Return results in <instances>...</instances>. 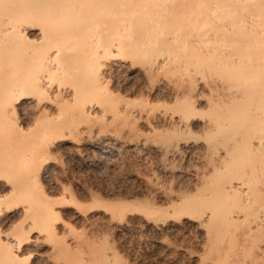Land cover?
<instances>
[{
	"label": "bare ground",
	"instance_id": "1",
	"mask_svg": "<svg viewBox=\"0 0 264 264\" xmlns=\"http://www.w3.org/2000/svg\"><path fill=\"white\" fill-rule=\"evenodd\" d=\"M93 119L113 140L148 146L149 182L172 183L166 198L179 200L170 215L123 225L158 249L186 218L207 242L201 264H264V0H0V223L33 210L29 189L55 168L53 147L105 136ZM195 129L212 137L194 140ZM19 193L16 210L2 205ZM60 224L55 203L36 208L0 236V264L37 246L24 234Z\"/></svg>",
	"mask_w": 264,
	"mask_h": 264
},
{
	"label": "rangeland",
	"instance_id": "2",
	"mask_svg": "<svg viewBox=\"0 0 264 264\" xmlns=\"http://www.w3.org/2000/svg\"><path fill=\"white\" fill-rule=\"evenodd\" d=\"M207 113V110L201 111L202 115ZM92 123L95 131L100 130L102 134L106 133L105 136L92 139L94 141L89 148L69 143L65 144L66 149L63 145L53 147L48 160L56 164L55 168L36 183L33 190L29 189V197L35 204L33 210L16 216L10 222L0 223L2 238L5 234L16 236L25 217L43 204L55 203L66 224H60L56 233L24 234L23 237L38 238V244L36 247H24L19 253L18 264H201L202 257L207 256L204 250L207 242L198 237L199 231L188 219L182 218L177 233L165 234L162 239L166 247L158 249L152 245V239L146 232L123 225L122 220L132 225L140 218L170 215L173 213L169 208L171 202L178 203L179 200L166 198L172 183H167L166 187L155 181L149 182L156 173V159L148 146L141 143L134 146L135 138L124 132H120L123 133L120 140H113L108 133L112 132L113 126H106L100 119H93ZM23 125L26 127L25 123ZM188 135L194 140L212 137L211 133L200 129ZM17 137L18 141L25 139L22 137V140L20 134ZM169 163L175 168L195 164L193 160L180 158L171 159ZM158 188L163 191L162 196L154 197ZM25 199L21 193L6 194L1 203L16 210L18 202ZM113 202L122 206L120 214L100 205ZM148 204L157 208L154 213L138 212L137 208ZM241 227L236 225L235 232ZM261 234L264 241V229ZM254 246L255 241L253 249ZM249 254L252 256V251Z\"/></svg>",
	"mask_w": 264,
	"mask_h": 264
}]
</instances>
